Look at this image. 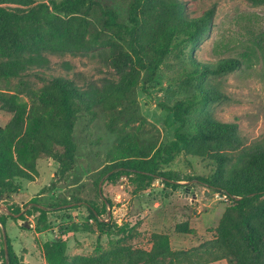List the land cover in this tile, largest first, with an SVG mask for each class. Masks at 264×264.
Returning <instances> with one entry per match:
<instances>
[{"label":"trees","instance_id":"16d2710c","mask_svg":"<svg viewBox=\"0 0 264 264\" xmlns=\"http://www.w3.org/2000/svg\"><path fill=\"white\" fill-rule=\"evenodd\" d=\"M116 1L0 0V58H6L0 63V81L22 78L45 63L47 55L101 49H113L110 60L121 75L119 83L91 97L63 77H53L39 92H31L29 102L20 100L26 86L23 81L15 93L0 91V109L12 114L0 126V198L19 193L18 179L33 180L42 157L59 164L58 178L71 173L77 161V124L86 113L96 116L95 109L101 107L108 118L107 129L118 136L103 175L111 173L113 180L128 178L136 192L158 180L177 190L182 187L180 177L164 166L181 154L207 159L217 164V170L197 179L231 205L201 253L199 249L174 251L170 237L163 233L147 236L149 249L131 248L128 239L138 233L103 219L112 202L102 199L101 207L89 204L91 219L102 235L123 237L110 239L107 248L98 242L92 254L73 257L67 255L64 239L47 241L42 247L47 264H211L224 259L230 264H264V145H245L237 124L216 120L210 112L211 105L224 98L211 80L264 60V33L250 32L252 47L240 56L201 61L195 52L212 29L214 10L191 18L182 0H128L127 19L122 20ZM248 1L264 6V0ZM96 14L103 31L111 33L107 39L94 28ZM173 61L183 65L181 89L192 91L172 108L179 122L175 140L165 146L141 145L127 132L141 120L136 88L140 81L143 86L153 82L163 66L173 67ZM34 209L40 212L39 229L49 228L50 212L41 206ZM0 225H6L5 218L0 217ZM177 230L193 233L187 223ZM7 245L8 258L5 244L1 250L3 264H24L9 240Z\"/></svg>","mask_w":264,"mask_h":264},{"label":"rangeland","instance_id":"374dc122","mask_svg":"<svg viewBox=\"0 0 264 264\" xmlns=\"http://www.w3.org/2000/svg\"><path fill=\"white\" fill-rule=\"evenodd\" d=\"M182 1L191 18L200 17L209 10L215 12L210 33L195 52L201 61L240 56L252 47L250 32L264 33V6H254L248 0ZM127 2L116 1L122 20L127 19ZM99 15L95 16L94 28L107 39L111 33L103 31ZM112 52L113 49H101L64 56L47 55L45 63L32 68L22 78L0 81V91L15 93L23 81L26 86L21 90L20 100L29 102L31 92H39L53 77H63L87 96H94L121 80L110 60ZM5 60L0 58V63ZM173 64V67L163 66L153 82L143 86L140 81L136 88L141 120L133 123L127 132L134 135L141 145L157 142L159 146H165L175 140L179 122L174 119L172 108L191 96L192 91L181 89L179 74L183 65L177 61ZM210 84L224 94V98L211 105L212 117L237 124L245 145H264V60H255L250 67L245 65L240 70L214 78ZM95 110L96 116L86 113L77 124V161L71 173L58 178L59 164L42 157L37 162L33 180L18 179L19 193L0 198V217L6 220L5 226L0 225V264H3V228L7 241L24 264H47L42 247L54 239L67 241L69 257L92 254L98 242L107 248L110 239H120L123 234L115 233L112 238L102 235L91 219L89 204L101 207L102 199L112 202L103 219L138 233L135 239H128L131 248L149 249L147 236L151 233L167 234L174 251L199 249L203 253L205 244L214 239L219 222L231 202L197 177L213 175L217 164L181 154L164 169L176 172L182 187L175 190L158 180L146 190L136 192L128 178L113 180L111 173L103 175L110 166V152L118 136L107 129L108 118L101 107ZM11 117L10 112L0 109V126H5ZM69 201L72 203L68 205ZM36 206L50 212L49 228L41 226L39 229L40 212L34 209ZM4 207L19 208L24 213L19 220H14L2 211ZM26 221H30V229L22 226ZM185 223L193 230L192 234L177 230L178 225ZM211 264L230 262L224 259Z\"/></svg>","mask_w":264,"mask_h":264},{"label":"water","instance_id":"95a60500","mask_svg":"<svg viewBox=\"0 0 264 264\" xmlns=\"http://www.w3.org/2000/svg\"><path fill=\"white\" fill-rule=\"evenodd\" d=\"M101 192V190H100ZM42 207V206H41ZM43 208V207H42ZM1 211V210H0ZM2 211H4L7 215L13 216L14 218H20L23 215V211L18 213V214H14L12 213V211H10L9 209H7L6 207H4L2 209ZM22 226L26 229H30L32 227L30 221H26L22 223ZM3 237H4V244H5V250H6V256L8 258V245H7V235L5 233V228H3ZM8 263V261H7Z\"/></svg>","mask_w":264,"mask_h":264},{"label":"flooded vegetation","instance_id":"af4514ba","mask_svg":"<svg viewBox=\"0 0 264 264\" xmlns=\"http://www.w3.org/2000/svg\"><path fill=\"white\" fill-rule=\"evenodd\" d=\"M13 213V212H12ZM20 213V212H19ZM14 214H18V213H14ZM12 218H14L13 216H11ZM15 219H17V220H19V218H15ZM4 238V237H3Z\"/></svg>","mask_w":264,"mask_h":264}]
</instances>
